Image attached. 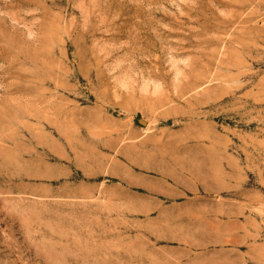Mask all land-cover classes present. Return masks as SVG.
I'll use <instances>...</instances> for the list:
<instances>
[{
	"label": "rangeland",
	"instance_id": "1",
	"mask_svg": "<svg viewBox=\"0 0 264 264\" xmlns=\"http://www.w3.org/2000/svg\"><path fill=\"white\" fill-rule=\"evenodd\" d=\"M0 264H264V0H0Z\"/></svg>",
	"mask_w": 264,
	"mask_h": 264
}]
</instances>
